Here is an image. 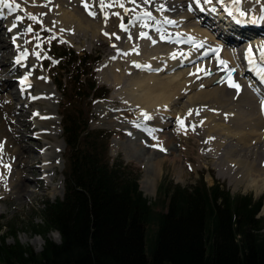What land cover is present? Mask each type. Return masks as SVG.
<instances>
[{
  "label": "bare ground",
  "instance_id": "bare-ground-1",
  "mask_svg": "<svg viewBox=\"0 0 264 264\" xmlns=\"http://www.w3.org/2000/svg\"><path fill=\"white\" fill-rule=\"evenodd\" d=\"M216 1H218L217 10L222 12L221 17L217 20L219 34L216 33L217 27L213 26L214 24H209L210 12L216 11L211 0L210 2H206V0H198V2L197 0H135V2L133 0H8V3L13 6L19 4L20 7L15 12H20V14L13 16L15 12H11L7 7H0V28L4 23V17H7L9 23L6 30L10 37L15 36L13 50L14 57H16L9 63L11 64L9 68L2 69V72L18 69L20 65H24L28 61L27 57L31 56L30 59L34 60V55L39 52V50L31 52L29 47H24L19 41L18 30L20 28L18 29V27L21 21L19 16L22 14L25 17L38 18L42 24L48 22L46 26L56 31L58 36H65V32H71L72 35L76 33L88 35L90 33L95 39L97 34L99 35V30L103 29L104 32H109V23L106 17L100 21H92L91 17L96 18L95 12H98L100 2H110L109 6L119 16L121 23L119 27L121 31H124L118 37L125 36L127 39H132L135 35L150 36L149 38L159 45H153L157 48L156 51L151 50L155 52L154 55L149 49L151 53L149 55L153 56L144 58L147 55L146 51V55L143 54L144 57L141 59L131 56V49H138L139 44L136 43L137 45L130 49L117 46L116 53L98 67L102 81L113 85L119 91L114 95L113 102L114 99L120 97L121 108L129 110L131 113V119L126 120L127 128L138 132L136 133L138 135L142 131V134L137 136L138 139H135V143L129 142L131 143L130 147L134 150L140 148L147 150L153 156L152 165H150L152 166L151 171L158 174L165 156L172 155L173 152L176 153L177 146H173L177 141L176 138L179 137L178 139L181 140L188 136L182 131L187 129L186 125L189 128L192 124L200 122L197 126L205 128L204 138L208 144L206 146H209L208 148L216 155L215 164L219 169V176L224 177V173L229 171L227 175L231 176L232 182L249 181V184L259 191L264 189V108H262L264 81L251 77L250 69L255 64L264 67V62L260 61L257 51L260 46L264 45V28H260V25L264 27V4L259 0ZM85 2L89 6L88 10L85 9ZM121 4L123 7L120 6ZM104 9L106 10V8ZM83 10L85 14H83ZM128 10H132V13L129 11L131 16L127 19L125 15ZM89 12H92L93 15H90ZM241 12L245 15L241 16ZM147 13H150V16ZM233 19L241 20L243 23H237ZM13 24L16 27H13ZM251 32L254 33L255 38L247 40L245 37L251 35ZM230 34H237V36L233 38ZM244 38L245 40L239 44L236 43L239 39ZM124 39L126 40V38ZM162 42L166 44H162ZM9 45L7 41H4V44L0 45V54L8 49ZM162 46L166 47L162 48ZM249 46H252L255 64L249 62L247 53ZM220 47L222 48L220 58L208 55L209 51ZM141 50L145 52L144 49ZM141 50L138 53H141ZM125 53L126 55L129 53L130 63L127 61L125 70H120V74L113 75L111 72L113 68L109 65L115 64ZM1 56L0 65L3 66L4 62ZM21 56L24 58L17 64L16 60ZM122 57L124 58V56ZM220 61H225L226 64H220ZM177 68L182 69H179L180 72L175 70L173 74H170ZM231 70L234 72L229 73ZM109 73L113 76L112 82L109 80ZM224 75L226 76L220 81V77ZM25 77H27V81L22 84L21 81ZM125 77L127 81H125ZM18 78L17 85L20 94H28L29 88L34 83L40 84L42 87L39 85L41 89L39 92L28 94L29 101L19 105L16 111L10 109L15 110L17 94L12 95L11 98H5L8 104L6 109L0 104V157H4L3 161L0 159V179L2 178L5 184L10 179L13 181L14 177L17 178L20 170L24 172L30 168L34 162L33 158L41 160V156L47 152V149L40 150L39 144L35 141L39 140L42 134L47 133L46 131L41 132L37 125L38 121L47 123L44 121L49 118V115L42 111L44 109L41 108V110L40 106L47 97L49 86L52 84L51 80L45 75L35 82L34 78L26 72H23ZM231 82L240 86L239 91L236 88H230ZM4 84L11 85V81L7 80ZM36 95L39 97H35ZM23 111L27 116L29 114L35 122V125L31 127L33 135L30 137L31 141L37 144V149L34 148V150H32L33 147L26 148L22 144L19 151L15 150L12 144L16 143L13 140L17 136L16 129L11 141H7L8 135L3 127L2 116L5 113L13 112L17 116ZM203 111H208L211 114L205 117L206 114H202ZM2 113L4 114L2 115ZM143 113H146L150 119L146 120ZM117 117L118 120L114 118L117 122L123 119L121 118L123 115H117ZM149 122L154 123L153 126L149 127L147 125ZM173 125L175 126L174 130L171 129ZM118 126L121 127V125ZM126 126L123 128L125 129ZM178 128L182 129L180 134ZM48 135H51V132L42 136L46 138ZM21 137L23 135L19 139H22ZM166 149L168 152L165 154L164 150ZM32 153L34 154L33 158L30 156ZM25 155L27 156L25 157ZM200 157L203 156L200 155ZM174 158V161L178 163V154ZM25 160L27 162H24ZM40 163L42 164L41 161ZM40 163L38 162V164ZM10 166L15 171L11 172L9 180L8 178L3 180L5 175L7 177L8 171L10 172ZM4 169H7L6 172ZM35 171H37V165ZM26 180V177L25 180L17 179V186L14 189H17L20 196L26 192ZM36 183H43V181L38 180ZM154 183L155 181L152 182V187ZM11 184L9 185L13 189ZM9 185L5 186L10 188Z\"/></svg>",
  "mask_w": 264,
  "mask_h": 264
},
{
  "label": "trees",
  "instance_id": "trees-1",
  "mask_svg": "<svg viewBox=\"0 0 264 264\" xmlns=\"http://www.w3.org/2000/svg\"><path fill=\"white\" fill-rule=\"evenodd\" d=\"M68 54L62 69L80 68L88 59ZM69 72L78 100L106 97L95 82L83 80L89 70ZM57 86L65 96L62 79ZM89 124L82 107L64 115V195L42 202V222L32 226L45 240L42 250L21 243L16 226L0 221V264H264L262 197L234 196L218 181L165 183L163 208L155 209L137 171L109 156L110 133ZM55 231L60 242L50 237Z\"/></svg>",
  "mask_w": 264,
  "mask_h": 264
},
{
  "label": "rangeland",
  "instance_id": "rangeland-1",
  "mask_svg": "<svg viewBox=\"0 0 264 264\" xmlns=\"http://www.w3.org/2000/svg\"><path fill=\"white\" fill-rule=\"evenodd\" d=\"M211 1H213L216 11H214V13L210 12L209 21L212 23V25L214 24L213 26L217 27L218 24L214 23L212 20L219 17L222 12H219L217 10L218 7L216 6V4L218 3V1ZM259 1L264 4V0ZM105 3L100 2L98 12H95L96 18L91 17V19L92 21H100L103 17H106V20L109 23V32L107 33V35H105L106 32H104L103 29H98L99 35L97 34V37H95V39L92 38L90 33L88 35H81L79 33L72 35L71 32H65V36L61 37L56 35V31H53L46 26L48 22L42 24L40 23L41 21L38 18L32 19L30 18V16H23V14L19 16V18L21 19L19 23L20 26L18 27V29L20 28L18 30V33L20 34L18 36L20 43L24 47H29L31 52L32 50H39V52L34 55V60L30 59L31 56L27 57L28 61L24 65H20L18 69L12 71L7 70V72L5 73L2 72V69L9 68V65H11L9 63L12 60L14 61L16 57H14L15 53L13 50L15 46V40L13 38L15 36H9L6 30L9 22L7 20V17H4L3 19L4 23L0 28V45L4 44V41H7L10 45L8 49H5L6 51L4 50V52L0 54V56L2 55V61L4 62L3 66L0 65V104H2L6 109V106L8 104L7 101H5V98H11L12 95L17 94L18 100L15 101V110L10 109L16 111L19 108V105L25 104L29 101L28 94L37 93L41 90L39 87L40 84L37 85L36 83H34L29 88L28 94L18 93L17 81L19 79L18 77L21 76L23 72L28 73L32 78H34L35 82L40 77L46 75L50 78L52 84L49 86L47 97L44 99V103L40 106V109H44L41 110L47 113L49 115V118L48 120L44 121L47 123H41L40 121H38L39 124L37 125L38 129L41 132H47L45 134H42L43 136L49 134V132H51V135H48L46 138H43V136L41 135L39 140L35 141L39 144L38 147L40 150L47 149V152L43 156H41V160L34 159V154L32 153L30 155L32 156L34 161L31 164L32 168L30 166V168H28L24 172L22 170H20L19 172L16 169V171L19 172V175L17 178L14 177L13 181H11L10 179V181H7V183L5 184L4 181H2V178L0 179V184L2 183L0 185V217H3V219L0 221L8 225L14 224L16 226L18 239L21 243L33 247L36 251L42 250L45 240L39 235H33L32 226L33 224L42 222L40 219L42 214V202L47 199L55 200L57 198L63 197L64 195V174L68 168L69 149L64 140L63 123L64 115L72 112V109L75 107H82L84 111H87V114L89 116V125L92 129H103L110 133L111 137L109 140V156L112 160L124 161L125 164L130 165L137 171L140 177V189L142 190L143 188L144 191H142L144 195L150 200L155 209L160 210L163 208L162 202L164 201V194L161 193L162 184L173 183L180 184L182 186H189L191 184H195L201 179H204L209 185L213 184L216 181L220 182L227 189H229L231 194L234 196L239 194H249L252 195L255 199L262 197L263 207L259 215L264 219V189L257 191L253 185L249 184V181H243L240 183H236L235 181L232 182L230 178L231 176L227 175L229 171L225 172L226 175L224 173V177L219 176L220 172L217 165L215 164L217 161L216 155L213 153L214 151H211L208 148L209 146H206L208 144L204 138V135L206 133L205 128L202 126H197L200 122H198L197 124H192L191 126H189V128L186 125L187 129L185 130L178 128L179 134L182 131L185 134H188V136L186 137L187 139L183 138L180 140L178 139L179 137L176 138V145H173L177 146L176 153L173 152L176 155L172 153V155L170 154L165 156L161 171L158 174L151 171L152 166L150 165H152L153 156L147 150H143L141 148L134 150L130 147L131 143L129 142L132 141V143H135V139H138L137 136L142 134V131L138 135L136 134L138 132H133L129 130V128H127L126 125L128 122H126V120L128 121L129 119H131V113L129 110L121 108L122 103L120 101V97L114 99L113 102L114 95L118 94L119 91L113 85L102 81L101 73L98 70V67L102 62L106 61L116 53L117 46H124L125 48L130 49L132 46L139 44V48L144 49L145 52L139 48L133 50L131 49V56L135 59H139V57L141 59L144 57L143 54L146 55V51L147 55L144 58H147V56H153L155 54V52L153 51L157 50V48H155V46L153 47V45L158 44L154 43V41L149 38L150 36L135 35L132 39H127V37L125 36H122L121 38L118 37L121 32H124L123 30L121 31V28L119 27L121 24L119 16L113 11V8L109 6L110 2ZM104 8H106V10ZM108 11L109 14H107ZM129 11L132 13V10L126 11L125 18L127 19L129 16H131V13ZM82 12L83 14H85L84 10ZM17 14H20V12H15L13 16H17ZM260 28L263 29L264 27H261L260 25ZM250 36L253 37L254 33L251 32ZM124 38H126V40ZM121 40L123 41L121 42ZM117 41L120 43V45H118L119 43ZM144 41L146 44L142 43ZM240 42L241 41H237L236 43L239 44ZM163 43L166 44L165 42H162V44ZM165 47L166 46H162V48ZM149 49L150 51L154 49L153 51H151L153 55H149ZM139 50H141L142 52L138 53ZM72 51H74V53L79 57H84L86 55L88 59L85 61L84 66H81L80 68L76 67L77 64H73V66H70V70L62 69V67L67 65L69 60L71 61V57H64V52L70 54ZM135 51L137 52L135 53ZM128 54L129 53H127V55ZM127 55L126 53L121 55L122 60L120 58L115 62V64L109 65L110 67L112 66L111 68H113V70L111 69L113 75H115V73L120 74V70L124 71L127 65V61L128 63H130L129 55ZM122 56H124V58ZM123 63L125 64V66ZM115 65L117 66V68ZM182 68L174 69V71L170 72V74H173L175 70H178L180 72ZM77 69L79 71L89 70V74L84 75L83 80L86 77L90 79L91 82H95L98 88L97 93H99V91L101 93H106V97L95 99L96 96L91 95V97L86 99V102L83 101L85 100L83 98L81 100H78V97L74 96L73 94V83L70 84V82H68L66 79L67 77L65 76L66 71H70L69 73H76ZM123 73L126 74L127 72ZM108 76L110 78L109 80L112 82L113 80L111 79L113 76L111 75V73H109ZM59 79H62L63 86H66L65 96L64 92L59 90L57 86V81ZM124 79L125 81H127L126 77ZM7 80L11 81V85L4 84ZM230 88L234 89L233 87ZM84 90L86 91V86H84ZM58 95L59 97L57 98ZM35 97H39V95H36ZM8 101L11 100L8 99ZM204 113L206 114L205 117L211 114L208 111H203L202 114ZM3 114L4 113H2V115ZM191 114L193 113L191 112ZM117 115H123V117H121L123 119H121L119 122L115 121L114 119L116 118L118 120ZM29 116L30 115L28 114L27 116L24 111L17 116L13 112H7L2 116V120L4 122L3 127L8 135L7 141H11L15 129L18 139L21 135H23V137H21L22 139L19 140L17 139V136L13 138V140L16 141V143L12 144L14 145L15 150L18 149L19 151L21 144L26 148L28 146L33 147L32 150H34V148L37 149V144L35 142H32L30 139V137L33 135L31 127L35 125V122L32 117ZM27 121H29L30 124L27 123ZM152 124L154 123H147L149 127L153 126ZM118 125H121V127L119 128ZM124 126H126L125 129L123 128ZM171 129L174 130L175 126L173 125ZM164 151L165 154L168 152L167 149ZM177 154V161H179L178 163L174 161V157H176ZM200 155H202L203 157L201 158ZM26 156L27 155H25V157ZM3 158V156L0 157L1 161H3ZM40 161L43 165L40 163ZM24 162H27V160H25ZM38 162L40 164H38ZM36 165L37 171H35ZM11 166L9 168L10 172L8 171L7 177L5 175L3 180L6 178H8L9 180L11 172H13V170L15 171V169H11ZM7 169H4V171ZM25 177L27 178V180L25 181L27 183L25 189L26 192L20 196L17 193V189H14V187L17 186L16 183L18 178H23V180H25ZM38 180H42L43 183H36ZM153 181H155V183L152 187ZM12 182L13 184H11ZM9 184L13 185V189H11V186ZM5 185H9L10 188L6 187ZM50 237L56 242H60L61 238L59 232H52L50 234ZM8 242L12 243L13 238H9Z\"/></svg>",
  "mask_w": 264,
  "mask_h": 264
},
{
  "label": "snow or ice",
  "instance_id": "snow-or-ice-1",
  "mask_svg": "<svg viewBox=\"0 0 264 264\" xmlns=\"http://www.w3.org/2000/svg\"><path fill=\"white\" fill-rule=\"evenodd\" d=\"M133 2H135V0H133ZM198 2V0H197ZM206 2H210V0H206ZM237 2H239V0H237ZM85 9L88 10V4L85 2ZM103 6V5H102ZM121 7H123V5L121 4L120 5ZM0 7H7L11 12H15L20 6L19 4H16L15 6H13V4L11 3H8V0H0ZM90 15H93L92 12H89ZM147 15L150 16V13H147ZM245 15V13L241 12V16ZM32 19H35V17H30ZM237 23H243V21H237ZM13 27H16L15 24H13ZM30 30V29H29ZM9 31H11V29H9ZM105 35H107V33H105ZM257 51L259 52V59L261 62H264V45L260 46ZM247 53H248V58H249V62L250 63H253L255 64L256 61L255 59H253V49H252V46H249V48L247 49ZM24 57L21 56L20 58H18L16 60V63L19 64L21 62V60L23 59ZM221 64H226L225 61H221ZM260 72L261 74H264V68H261L260 69ZM262 78H264V75H262ZM27 81V77L24 78V80L21 81V83H25ZM230 87H233V88H236L237 91H239V85L236 84L235 82H232L230 83L229 85ZM262 108H264V102H262ZM142 115H144V118L147 120V119H150V117L146 114V113H143ZM182 123V122H181ZM163 150V149H161Z\"/></svg>",
  "mask_w": 264,
  "mask_h": 264
}]
</instances>
